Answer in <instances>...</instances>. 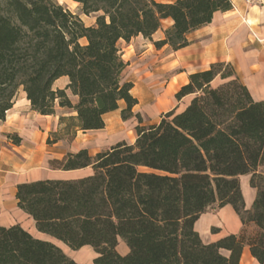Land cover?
I'll use <instances>...</instances> for the list:
<instances>
[{
    "label": "trees",
    "instance_id": "trees-1",
    "mask_svg": "<svg viewBox=\"0 0 264 264\" xmlns=\"http://www.w3.org/2000/svg\"><path fill=\"white\" fill-rule=\"evenodd\" d=\"M72 1L86 16L99 14L95 26L55 0H0V122L21 88L42 116L54 115L58 103L76 115L60 119V129L47 139L54 145L73 141L79 131L103 130L104 116L123 102L122 119L138 122L136 142L51 161L56 170L91 168L93 174L21 184L18 207L40 233L72 251L91 247L94 264H240L246 246L264 264V101L253 99L231 64L215 63L191 74L176 94L178 101L193 96L183 112L145 125L133 112L139 101L124 80L128 64L119 48L120 41L138 36L152 40L171 19L165 39L154 45L183 49L188 34L211 24L216 13L231 11L232 0ZM63 77L67 89L54 90ZM12 140L21 143L17 136ZM242 176H250L257 191L250 210ZM214 205L231 206L244 229L207 244L196 224ZM120 240L126 255L118 252ZM0 264L79 263L17 225L0 226Z\"/></svg>",
    "mask_w": 264,
    "mask_h": 264
},
{
    "label": "crops",
    "instance_id": "crops-1",
    "mask_svg": "<svg viewBox=\"0 0 264 264\" xmlns=\"http://www.w3.org/2000/svg\"><path fill=\"white\" fill-rule=\"evenodd\" d=\"M233 8L228 12L215 14L211 24L188 34L189 45L174 51L169 45L156 48L154 43L165 39V31L172 27L173 21H163L162 28L153 35L152 40L143 36L130 42L120 41L119 48L123 60L128 64L124 80L133 85L134 78L143 82L134 86L132 94L139 104L134 108L145 125L157 124L163 115L175 111L183 112L189 105L192 95L176 99L179 90L189 83L191 74L210 69L215 63H229L237 72L241 82L249 89L256 102L264 101V0H232ZM78 4V3H75ZM92 23L90 26H94ZM84 42V43H83ZM83 45L87 44L82 40ZM130 73V77L126 75ZM67 77L54 83V90L67 89ZM68 95L73 104L77 97L70 91ZM125 104L120 103L117 111L104 116L105 128L99 131H79L73 141L62 140L48 145L47 139L52 132L60 129V119L75 116L72 110L56 105V113L42 116L35 112L26 93L19 90L14 107L8 111L5 121L0 122V226L10 228L20 225L34 238L52 242L60 247L70 258L72 250L49 235L40 233L32 217L18 207L17 187L21 184L45 180H77L93 174L91 168L63 171L53 169L50 162L62 160L70 153L87 149L91 156L126 142L134 144L135 139L116 140L127 129L135 132L137 119H122ZM136 134V133H135ZM21 139L16 144L12 137ZM108 143L107 148L98 146ZM246 208L250 210L257 191L250 186V177H240ZM215 208V209H213ZM216 230L215 232L213 230ZM244 226L240 217L231 206L222 209L217 205L209 208L196 224V230L207 244L214 243L229 235H239ZM79 251L96 253L91 247ZM118 252L126 255L127 245L120 240ZM78 263V261H76ZM240 264H259L251 255L250 248L243 250Z\"/></svg>",
    "mask_w": 264,
    "mask_h": 264
},
{
    "label": "rangeland",
    "instance_id": "rangeland-1",
    "mask_svg": "<svg viewBox=\"0 0 264 264\" xmlns=\"http://www.w3.org/2000/svg\"><path fill=\"white\" fill-rule=\"evenodd\" d=\"M55 1L58 2L60 5H62L63 7H65L66 9H68L69 11H71L73 14L79 16L82 19V21L85 23L86 26L91 27L90 25L92 23H94L93 25L95 26L96 20H97L99 14H92L90 16H86L82 11V6L80 4H75V2H73L72 0H55ZM126 77L129 78L130 73H128L126 75ZM134 82H136V84H134V86L140 85L143 82V79H141L140 77L134 78ZM220 83L221 82L218 81L216 83V85H218ZM134 138H136L135 132H132L131 129H127V130H123L118 135L116 140L124 139V140L130 141L131 139H134ZM135 141H136V139H135ZM107 146H108V143H105L102 146H98V150H102L104 148H107ZM259 171L261 173L262 169H260ZM213 209H215V208H213ZM251 229L252 228H249L248 231L252 232ZM71 255L73 257H75L76 261H78L79 264H94L93 260H94L95 255L93 253L89 254L86 251H72Z\"/></svg>",
    "mask_w": 264,
    "mask_h": 264
},
{
    "label": "built area",
    "instance_id": "built-area-1",
    "mask_svg": "<svg viewBox=\"0 0 264 264\" xmlns=\"http://www.w3.org/2000/svg\"><path fill=\"white\" fill-rule=\"evenodd\" d=\"M247 3H251V0H246Z\"/></svg>",
    "mask_w": 264,
    "mask_h": 264
}]
</instances>
